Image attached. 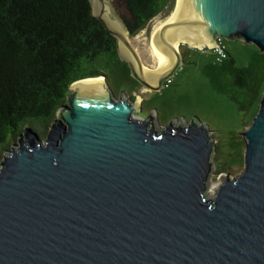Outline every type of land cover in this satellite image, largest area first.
I'll list each match as a JSON object with an SVG mask.
<instances>
[{
    "label": "water",
    "instance_id": "1",
    "mask_svg": "<svg viewBox=\"0 0 264 264\" xmlns=\"http://www.w3.org/2000/svg\"><path fill=\"white\" fill-rule=\"evenodd\" d=\"M88 1L149 90L182 65L181 43L223 37L264 52V0H175L148 42L168 66L146 72L110 1ZM98 76L74 81L45 136L25 127L0 161V264H264V93L241 134L243 169L211 195L208 127L159 126L156 111L137 115L140 93L115 97Z\"/></svg>",
    "mask_w": 264,
    "mask_h": 264
},
{
    "label": "trees",
    "instance_id": "2",
    "mask_svg": "<svg viewBox=\"0 0 264 264\" xmlns=\"http://www.w3.org/2000/svg\"><path fill=\"white\" fill-rule=\"evenodd\" d=\"M174 3L122 0L119 14L134 35ZM211 54L203 65L210 84L240 110L252 108L253 117L262 96L264 52L257 49L243 66L228 52L222 60ZM119 62L115 37L91 13L88 0H0V161L25 127L45 136L74 81L105 76V68Z\"/></svg>",
    "mask_w": 264,
    "mask_h": 264
},
{
    "label": "rangeland",
    "instance_id": "3",
    "mask_svg": "<svg viewBox=\"0 0 264 264\" xmlns=\"http://www.w3.org/2000/svg\"><path fill=\"white\" fill-rule=\"evenodd\" d=\"M107 1H110L118 14L122 12V0ZM167 15L158 14L136 34H127L143 64L149 68L156 65L151 54V46H148L151 33L154 26ZM223 42L236 66L245 65L258 49L256 45L244 43L240 39L223 38ZM180 45V52L182 47L185 52L182 53L183 63L158 90L141 91L140 82L131 75L129 67L122 61L115 66L105 68V81L115 97L124 93L132 96L140 93L142 106L136 112L137 115L146 117L154 110L156 124L159 126L171 121L189 122L197 118L208 127L215 149L211 156L212 170L207 191L213 195L226 177H232L243 169L245 139L241 134L251 123L252 108L240 110L226 93L218 91L210 84L203 73L204 63L213 57L210 50L193 48L188 44ZM260 89L263 94L264 80L260 84ZM218 167L222 171L215 173Z\"/></svg>",
    "mask_w": 264,
    "mask_h": 264
},
{
    "label": "bare ground",
    "instance_id": "4",
    "mask_svg": "<svg viewBox=\"0 0 264 264\" xmlns=\"http://www.w3.org/2000/svg\"><path fill=\"white\" fill-rule=\"evenodd\" d=\"M172 10L163 20H161L157 25L154 26L153 31L151 33V36L154 34V32L157 30V28L159 26L164 25L168 21L169 17L172 14ZM112 22L116 26L121 25L117 20H112ZM151 54L153 55V57L156 61V65L153 68H149V67L144 65V71H146V72H157V71L163 70L164 68H166L168 66L167 57L163 53H161L160 50H158L156 48V46H151ZM103 80H104V78L102 76L92 77V78L89 77V78L78 80L77 82H75L73 84V86L74 87L81 86V85L97 86V85L102 84Z\"/></svg>",
    "mask_w": 264,
    "mask_h": 264
},
{
    "label": "built area",
    "instance_id": "5",
    "mask_svg": "<svg viewBox=\"0 0 264 264\" xmlns=\"http://www.w3.org/2000/svg\"><path fill=\"white\" fill-rule=\"evenodd\" d=\"M212 53L215 55L217 60H222L227 57V52L225 44L223 42V37H217L216 44L210 48Z\"/></svg>",
    "mask_w": 264,
    "mask_h": 264
},
{
    "label": "crops",
    "instance_id": "6",
    "mask_svg": "<svg viewBox=\"0 0 264 264\" xmlns=\"http://www.w3.org/2000/svg\"><path fill=\"white\" fill-rule=\"evenodd\" d=\"M140 89H141V91H148L149 89H147V88H145L144 86H140ZM134 97V96H133ZM142 98V97H141ZM141 102H142V100H141Z\"/></svg>",
    "mask_w": 264,
    "mask_h": 264
},
{
    "label": "flooded vegetation",
    "instance_id": "7",
    "mask_svg": "<svg viewBox=\"0 0 264 264\" xmlns=\"http://www.w3.org/2000/svg\"><path fill=\"white\" fill-rule=\"evenodd\" d=\"M133 97V96H132Z\"/></svg>",
    "mask_w": 264,
    "mask_h": 264
}]
</instances>
